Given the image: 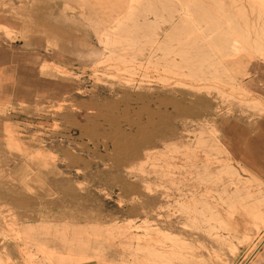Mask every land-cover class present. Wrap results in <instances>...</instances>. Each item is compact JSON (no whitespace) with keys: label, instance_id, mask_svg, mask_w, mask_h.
Masks as SVG:
<instances>
[{"label":"rangeland","instance_id":"374dc122","mask_svg":"<svg viewBox=\"0 0 264 264\" xmlns=\"http://www.w3.org/2000/svg\"><path fill=\"white\" fill-rule=\"evenodd\" d=\"M169 1L3 3L7 37H47L58 65L43 71L60 89L57 102L0 108V264H144L140 235L172 247L160 229L187 264H264V167L246 163L264 103L245 83L263 55L246 42L241 57L208 59V43L169 31ZM223 2L264 48V7L246 28L243 13L260 17L251 2Z\"/></svg>","mask_w":264,"mask_h":264},{"label":"crops","instance_id":"0c3cea01","mask_svg":"<svg viewBox=\"0 0 264 264\" xmlns=\"http://www.w3.org/2000/svg\"><path fill=\"white\" fill-rule=\"evenodd\" d=\"M5 1L7 0H0V108L9 102L11 105L26 108L39 102H57L54 97L59 94V80L50 69L43 71L44 66L52 68L58 65L56 51L48 48L47 37L36 33L34 26L31 27V33L25 32L23 39L7 37L3 27L6 29L11 27L6 26V22L3 21L6 19V13L2 8ZM14 24L11 19L8 25ZM262 55L263 58L256 61L255 66L248 71L252 74L247 76L245 83L252 80L254 84L252 91L261 97L263 104L264 52ZM262 127L264 128V120ZM248 133V129L246 131L237 129L233 135L234 140L246 137ZM247 139V145H250L246 155L247 165L254 167V170L264 167V131L261 137Z\"/></svg>","mask_w":264,"mask_h":264},{"label":"bare ground","instance_id":"6f19581e","mask_svg":"<svg viewBox=\"0 0 264 264\" xmlns=\"http://www.w3.org/2000/svg\"><path fill=\"white\" fill-rule=\"evenodd\" d=\"M175 1L181 4V8H177L175 6ZM175 1H169L166 4L169 8V17L166 22L170 23L171 25L169 31H171L172 34H178L179 36H181V41L186 45H193L198 41H200L202 44L208 43L211 46L210 52L208 53V59L211 56H215L216 58H219L220 62H224L229 59L241 57L242 55H245L244 51L241 50V46L246 42L250 44L251 47H254L253 51L255 52V55H262V53L264 52V48L262 46L263 37L260 34H255V36H253L249 33V31H247L249 29L246 30V33H236V31H240L236 29L240 28V26H243V24L239 22V20L234 19L231 14L227 13L228 8L223 0H212L215 3V10H217L218 13L217 15L210 14V9L207 10V7L205 5H202V2H204L205 0ZM249 1L251 2L253 9L256 8L258 10V15L260 17L258 18L259 22L257 20L255 21V23L252 21L248 22L245 13H241L243 16L242 19H244V26L246 28H249V26L256 27L258 23L264 22L262 19H260L261 13L263 12L264 0ZM192 6H194L195 8L194 10ZM257 7H260L261 10ZM234 8L238 12H240L241 10L244 11L243 9L246 7L242 5L238 7L234 6ZM167 42L168 41H166V43ZM166 43L164 42V44ZM258 104V106H260V104L262 103L258 102ZM227 132L228 131H224V129H219L217 131V136L221 141L224 142L225 146L228 145V142L226 141ZM146 231L148 232L147 226ZM158 234L162 239L163 247L165 246V243L168 242H171L172 247L170 249L153 247L151 245H148L150 244L149 242L154 239L149 233L140 235V237H138V241L140 243L145 242V244H147V247L144 248V264H152L153 257L163 258L166 264H175L178 258L180 259V264H187V262L191 261L185 254L179 253L176 249L177 244L179 250L180 247L184 248V243L179 242L173 234H170L165 230L160 229ZM258 259H260V257Z\"/></svg>","mask_w":264,"mask_h":264}]
</instances>
